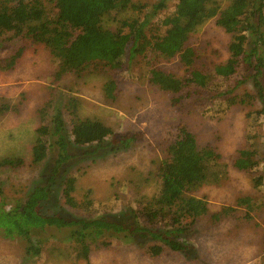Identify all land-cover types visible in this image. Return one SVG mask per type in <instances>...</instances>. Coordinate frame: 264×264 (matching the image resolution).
I'll return each instance as SVG.
<instances>
[{
  "label": "rangeland",
  "instance_id": "obj_1",
  "mask_svg": "<svg viewBox=\"0 0 264 264\" xmlns=\"http://www.w3.org/2000/svg\"><path fill=\"white\" fill-rule=\"evenodd\" d=\"M46 1L54 11L53 2ZM132 1L137 8L131 5L113 10L105 18V26L129 32L123 22L143 18L159 0ZM220 1L224 7L230 2ZM177 3L167 0V6L151 17L149 35L165 33V18L174 12ZM231 39L216 18H211L197 28L191 42L205 43L216 49L213 56L227 60ZM131 45L119 68L94 62L79 76L74 71L60 73V61L22 35L14 31L0 33V161L5 157L24 161L19 166L0 165V201L8 208L23 202L41 177L45 162L33 165L31 159L39 112L46 105V122L61 107L69 131L73 114L66 104L70 97H76L80 117H96L118 134L137 135L128 148L72 164L69 173L77 177L76 198L91 201L81 208L64 204L70 214L79 217L106 215L116 220L129 209L142 213L161 190L158 169L163 147L180 135V124H184L195 134L199 146L209 144L220 156L215 168L220 178L191 192L204 198L208 209L185 234L188 251H175L158 240L128 238L121 233L107 237L109 244L95 242L86 258L66 233L50 230L55 235H44L42 251L27 255L21 238L5 237L0 232V264H264V184L255 186L254 182V177L264 175V100L246 64L242 61L238 72L229 78L213 77L205 87L193 83L185 90L167 91L149 81L151 68L159 66L183 76L182 64L176 58L158 60L151 48L131 56ZM260 78L264 87V75ZM111 80L117 86L114 98L103 90ZM3 104L11 109L3 110ZM240 148L255 150L260 161L249 172L231 165L232 156ZM241 198L250 202L239 203ZM60 206L47 208L46 212H56ZM139 215L138 221L146 227L165 230L167 226V221L150 222ZM192 221L190 217L184 219ZM157 244L164 245L160 254L151 252Z\"/></svg>",
  "mask_w": 264,
  "mask_h": 264
},
{
  "label": "trees",
  "instance_id": "obj_2",
  "mask_svg": "<svg viewBox=\"0 0 264 264\" xmlns=\"http://www.w3.org/2000/svg\"><path fill=\"white\" fill-rule=\"evenodd\" d=\"M51 1L55 12L46 0H0V33L14 31L36 48L47 50L60 61V73L74 71L81 76L94 62L119 68L128 44L132 42L131 56L151 48L158 60L176 58L182 64L183 76L169 73L159 66L151 68L149 81L163 90L177 92L193 83L205 87L213 77H231L244 61L249 77L253 78L259 96L264 100L260 78L264 75V0H230L225 7L220 0H178L174 12L165 18L164 23L168 26L165 33L157 36L149 35L147 26L151 17L167 6V0H159L143 18L125 20L123 25L129 26V32L122 31V28L110 29L104 20L115 9L134 6L132 0ZM211 18H216L218 26L232 35L227 60L213 56L216 54L213 47L191 42L197 28ZM116 88L112 80L103 86L110 98L116 96ZM78 102V98L70 97L66 104V109L73 114L71 131L67 129L61 107L56 108L47 122L49 105L40 110L31 163L41 165L45 162V165L40 179L33 184L23 202L17 201L8 208L0 201V232L5 237L21 238L27 255L42 251L44 235H55L50 230L66 233L76 244L75 249L86 258L95 242L109 244L107 237L121 233L128 238L158 240L172 250L186 253L189 247L185 234L208 209L207 201L191 192L211 179L217 181L220 178L215 169L219 164V153L209 144L199 146L195 134L180 124V135L165 143L162 150L164 156L158 169L161 190L148 201L142 213L129 209L116 220L106 215L95 218L74 216L64 204L81 208L91 201L76 198L77 177L69 173L72 164L87 157L128 148L137 139L135 134L116 133L102 119L80 117ZM2 108L11 109L6 104ZM255 155L256 151L251 148H240L232 156L231 165L249 172L260 163ZM22 164L21 158L5 157L0 161V165ZM254 182L255 186L264 184V175L254 177ZM238 202L249 203L250 199L241 198ZM58 205H61L58 211L46 212L47 208ZM139 214L145 215L150 222L167 221L165 230L141 225ZM186 217L193 218V221L184 222ZM164 245H153L151 252L160 254Z\"/></svg>",
  "mask_w": 264,
  "mask_h": 264
},
{
  "label": "crops",
  "instance_id": "obj_3",
  "mask_svg": "<svg viewBox=\"0 0 264 264\" xmlns=\"http://www.w3.org/2000/svg\"><path fill=\"white\" fill-rule=\"evenodd\" d=\"M255 261H242L240 264H255Z\"/></svg>",
  "mask_w": 264,
  "mask_h": 264
}]
</instances>
